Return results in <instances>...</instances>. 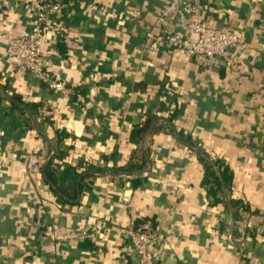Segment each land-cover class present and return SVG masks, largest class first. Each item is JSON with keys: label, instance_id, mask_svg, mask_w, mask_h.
Listing matches in <instances>:
<instances>
[{"label": "crops", "instance_id": "obj_1", "mask_svg": "<svg viewBox=\"0 0 264 264\" xmlns=\"http://www.w3.org/2000/svg\"><path fill=\"white\" fill-rule=\"evenodd\" d=\"M165 1L0 0V264H134L122 233L143 221L156 264H264V0H179L246 44L232 67L147 44ZM37 2L58 5L40 46L63 93L5 54ZM199 153L232 170L216 201ZM39 222L89 235L40 244Z\"/></svg>", "mask_w": 264, "mask_h": 264}, {"label": "built area", "instance_id": "obj_2", "mask_svg": "<svg viewBox=\"0 0 264 264\" xmlns=\"http://www.w3.org/2000/svg\"><path fill=\"white\" fill-rule=\"evenodd\" d=\"M179 0H166L156 14V23L145 34L147 44L163 49L179 52L189 57H199L208 61L217 59L232 67V51L245 50L246 44L233 32L207 27L199 22L192 21L186 16L189 6L181 5ZM58 5L51 2H37L32 6L34 21L30 29L20 34L5 33L4 46L8 58L14 59L22 71L29 72L41 81L55 94L66 91V82L53 76L48 68L40 46V37L49 15L56 12ZM177 15V19L186 31L165 32L158 34V25ZM38 242L40 244L75 243L88 237V226L59 232L54 224L39 222ZM127 253L132 257L134 264H156V255L152 253V246L162 243L159 235L150 221H143L140 225H129L122 233V241Z\"/></svg>", "mask_w": 264, "mask_h": 264}, {"label": "trees", "instance_id": "obj_3", "mask_svg": "<svg viewBox=\"0 0 264 264\" xmlns=\"http://www.w3.org/2000/svg\"><path fill=\"white\" fill-rule=\"evenodd\" d=\"M174 32V31H172ZM15 99V104L16 105H19V100L17 99V97H14ZM30 107L32 109H34L36 107V105H33V104H30ZM179 135L181 137H183V132H179ZM184 137L186 138V143L189 145L190 142H191V138L188 137V136H185ZM200 154V158L202 159V161H204V165H205V172H204V179H203V183L205 185L208 186V190H207V195L208 197H213V199L216 201L217 199L215 198V196L217 195L218 191H220V188L222 186L226 187L227 189L230 188L231 186V182H232V170L229 168L228 165H223V164H220V163H213L212 161H209L207 160V158L205 157V155H203V153H199ZM217 167L218 169V172L217 173H213L212 172V169L214 167ZM119 172H122V171H126L125 168H119L118 169ZM130 185L134 188H137L139 187L142 182L139 181L138 179L136 178H131V181H130ZM238 202L237 201H234L232 200L231 202V206L232 208H235L237 206ZM79 248H87L89 250H92L93 249V245L92 244H87V243H80L78 245Z\"/></svg>", "mask_w": 264, "mask_h": 264}]
</instances>
